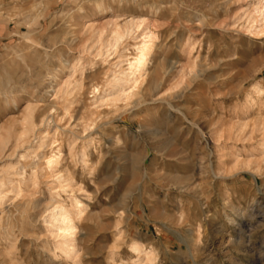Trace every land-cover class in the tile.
Masks as SVG:
<instances>
[{"label":"rangeland","instance_id":"1","mask_svg":"<svg viewBox=\"0 0 264 264\" xmlns=\"http://www.w3.org/2000/svg\"><path fill=\"white\" fill-rule=\"evenodd\" d=\"M263 11L0 0V264H264Z\"/></svg>","mask_w":264,"mask_h":264},{"label":"bare ground","instance_id":"2","mask_svg":"<svg viewBox=\"0 0 264 264\" xmlns=\"http://www.w3.org/2000/svg\"><path fill=\"white\" fill-rule=\"evenodd\" d=\"M255 11H256V13H258V12H261V9L258 8ZM134 20L130 19V21H126L127 22V23L125 22L126 27L123 25L117 27V24L115 27L113 26L112 32L115 33V36L113 34V36L115 37L114 38L115 43H116V41L121 40L120 38L121 37L123 38V36L125 35L124 32H126V30H122V29L127 28L128 31L131 29L135 30V29H138L145 22V21H139V20H138V22L137 21L135 22ZM260 20L264 21V11H263V14L261 17H258L254 14L253 19L251 21L259 22ZM133 30H131V31H133ZM142 30H143L142 39H141L140 44L137 47L138 48L137 49L138 51L136 52L137 54L134 55L132 60L129 61V63H130L129 64L130 65L129 66L130 74L143 75V73L145 72V69L147 67V64H149L148 63L149 55H150V52H151L153 45H154V39H155L154 37L155 36L153 35L154 33L151 30H148V31H147V29L146 30L142 29ZM58 158H59L58 155L54 154L53 156L49 157L48 163L52 164V163L58 161ZM55 205L56 206L54 207L53 211L57 212L58 214H60L62 216L64 224H65L64 227H61V228L64 229L65 231H69V232L73 233L74 227H73L72 220L74 219V214L71 211L67 210L66 206H64L63 203H58ZM132 246H133V249H135L138 252V256H139V260H137L138 262H136L134 264H144L143 260H142L143 255L146 256L147 263H148V261H150L152 259V257H151L152 252L151 251L145 252L144 248L138 246L137 243L136 244L134 243ZM145 256L143 257L144 259H145Z\"/></svg>","mask_w":264,"mask_h":264}]
</instances>
